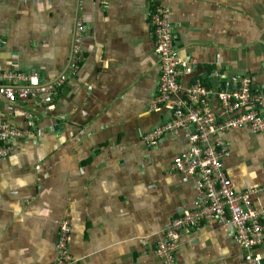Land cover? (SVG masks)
Wrapping results in <instances>:
<instances>
[{
    "label": "crops",
    "instance_id": "crops-1",
    "mask_svg": "<svg viewBox=\"0 0 264 264\" xmlns=\"http://www.w3.org/2000/svg\"><path fill=\"white\" fill-rule=\"evenodd\" d=\"M159 1L171 9L178 57L197 61L182 88L199 79L215 89L217 76L236 74L264 86V0H1L3 69L37 73L45 84L66 78L56 110H39L42 135L14 140L0 164V264H53L63 220L72 228L71 264H164L157 241L197 192L195 178L168 168L187 149L182 132L142 142L171 116L152 107L161 69L149 10ZM30 105L11 113L0 98L22 128ZM220 140L225 173L236 190L256 189L252 205L263 210L264 132L230 130ZM175 258L244 264L232 230L214 221L182 232Z\"/></svg>",
    "mask_w": 264,
    "mask_h": 264
},
{
    "label": "built area",
    "instance_id": "built-area-1",
    "mask_svg": "<svg viewBox=\"0 0 264 264\" xmlns=\"http://www.w3.org/2000/svg\"><path fill=\"white\" fill-rule=\"evenodd\" d=\"M170 19L169 4L159 1L150 6L149 23L161 69L158 95L152 107L159 110V105L165 106L171 116L164 125L145 135L142 142L152 147L160 137L182 132L187 149L174 156L168 168L171 172L195 178L197 195L190 209L182 210L166 223L154 253L164 264H174L182 232L188 233L204 222L214 221L232 230L234 240L242 247L244 264H264V253L256 249L264 242V209L257 210L252 205L256 189L236 190L225 173L223 160L228 148L220 140V136L230 130L247 128L253 134L264 132V86L256 88L250 75L236 74L217 76L215 89L199 79L182 88L181 76L191 75L197 61L192 58L183 62L178 57ZM77 30L74 54L80 57L77 43L83 31L81 24ZM74 63L75 70L78 66ZM65 78L64 75L58 82L45 84L37 73L5 71L0 64V98L10 112L19 102L30 101L43 107V114L54 112L58 89ZM24 115L26 127L22 128L0 110V164L12 152L14 140L42 135L34 113L26 111ZM71 241V223L64 220L59 225L57 257L53 264L73 262L69 251Z\"/></svg>",
    "mask_w": 264,
    "mask_h": 264
},
{
    "label": "trees",
    "instance_id": "trees-1",
    "mask_svg": "<svg viewBox=\"0 0 264 264\" xmlns=\"http://www.w3.org/2000/svg\"><path fill=\"white\" fill-rule=\"evenodd\" d=\"M59 90H60V88L58 89V94H59ZM58 96V95H57ZM57 98V97H56ZM1 100H2V98H1ZM3 101V100H2ZM26 104V103H25ZM31 107H33L32 109H31ZM39 110H41V112H43L44 111V108L43 107H41V106H38V104L36 105V106H34V105H30V109H26L24 112H26V111H30V112H33L34 113V117H35V120H36V123H37V121H38V113H39ZM44 114L43 113H41V116H43ZM37 125H38V123H37ZM38 127H39V125H38Z\"/></svg>",
    "mask_w": 264,
    "mask_h": 264
},
{
    "label": "clouds",
    "instance_id": "clouds-1",
    "mask_svg": "<svg viewBox=\"0 0 264 264\" xmlns=\"http://www.w3.org/2000/svg\"><path fill=\"white\" fill-rule=\"evenodd\" d=\"M63 221H64V220H63ZM60 223H61V222H60ZM261 246H262V245H260L259 247L256 248L257 251H260V252H261V250H260V249H261ZM259 248H260V249H259Z\"/></svg>",
    "mask_w": 264,
    "mask_h": 264
},
{
    "label": "flooded vegetation",
    "instance_id": "flooded-vegetation-1",
    "mask_svg": "<svg viewBox=\"0 0 264 264\" xmlns=\"http://www.w3.org/2000/svg\"><path fill=\"white\" fill-rule=\"evenodd\" d=\"M227 153H228V151H227Z\"/></svg>",
    "mask_w": 264,
    "mask_h": 264
}]
</instances>
